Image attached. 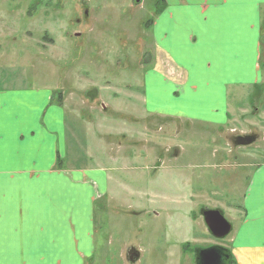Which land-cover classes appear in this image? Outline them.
Masks as SVG:
<instances>
[{
	"label": "rangeland",
	"instance_id": "374dc122",
	"mask_svg": "<svg viewBox=\"0 0 264 264\" xmlns=\"http://www.w3.org/2000/svg\"><path fill=\"white\" fill-rule=\"evenodd\" d=\"M161 7V0H0V89L58 87L57 100L80 128L78 150L93 144L83 149L91 166L107 159L112 195L96 197L84 264H196L193 245L226 247L231 235L213 236L205 220L188 219L191 210H223L232 227L241 219L253 170L241 156L251 147H230L222 127L198 117L144 105L147 73L163 67L150 31ZM242 102L251 103L248 93ZM177 186L196 197L175 211L163 195Z\"/></svg>",
	"mask_w": 264,
	"mask_h": 264
},
{
	"label": "crops",
	"instance_id": "0c3cea01",
	"mask_svg": "<svg viewBox=\"0 0 264 264\" xmlns=\"http://www.w3.org/2000/svg\"><path fill=\"white\" fill-rule=\"evenodd\" d=\"M161 4L150 31L163 67L147 73L144 105L198 117L222 127L230 147H251L241 156L253 160L241 219L226 248L230 264H264V0ZM57 90L0 89V264H84L94 246L96 197L112 195L107 159L87 163L93 144L78 150L80 128ZM242 121L248 129L235 127ZM167 189L163 203L177 209L196 197L184 186Z\"/></svg>",
	"mask_w": 264,
	"mask_h": 264
},
{
	"label": "water",
	"instance_id": "95a60500",
	"mask_svg": "<svg viewBox=\"0 0 264 264\" xmlns=\"http://www.w3.org/2000/svg\"><path fill=\"white\" fill-rule=\"evenodd\" d=\"M136 1L140 2L141 0ZM206 223L209 231L219 238L225 237L232 229V224L218 209L206 212ZM195 252L197 264H230L232 260L230 251L218 245L208 248H197Z\"/></svg>",
	"mask_w": 264,
	"mask_h": 264
},
{
	"label": "flooded vegetation",
	"instance_id": "af4514ba",
	"mask_svg": "<svg viewBox=\"0 0 264 264\" xmlns=\"http://www.w3.org/2000/svg\"><path fill=\"white\" fill-rule=\"evenodd\" d=\"M192 204H194V203H192ZM170 206V208L171 209H173V210H177V207L175 206V205H173V204H169ZM208 210L206 209V207L205 206H200L199 208H198V210H197V214H198V216L196 215V211L194 212V210H191V212H190V217H189V219L191 220V221H193V222H197L199 219H201L202 218V220H205L206 219V212H207ZM137 212V211H136ZM141 212H144L143 210H139V212H137V213H141ZM155 214H157V212H155ZM202 247H204V246H194V249H197V248H202ZM133 246H130V247H128V257H130V258H134L135 256H136V254L134 253V250H133ZM137 249V248H136ZM135 254V255H134Z\"/></svg>",
	"mask_w": 264,
	"mask_h": 264
}]
</instances>
